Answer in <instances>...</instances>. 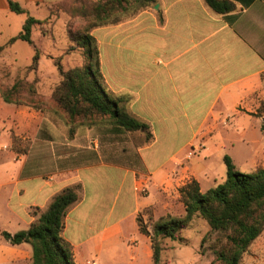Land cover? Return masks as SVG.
<instances>
[{
    "label": "crops",
    "instance_id": "obj_1",
    "mask_svg": "<svg viewBox=\"0 0 264 264\" xmlns=\"http://www.w3.org/2000/svg\"><path fill=\"white\" fill-rule=\"evenodd\" d=\"M227 1L231 11L219 14L205 0H157L92 31L107 90L129 99L126 112L149 125L153 139L139 147L138 166L100 160L50 177L36 154L15 161L9 155V169L0 172V189L7 188L3 232L28 230L36 219L31 209H46L54 196L80 184L81 201L63 231L76 264H154L139 215L152 208L171 213L188 182L202 190L203 179H214L212 166L201 164L211 157V144L221 152L227 144L243 149L247 162L258 158L264 0ZM0 241V264H32L30 245ZM249 251L254 261L264 256V233Z\"/></svg>",
    "mask_w": 264,
    "mask_h": 264
},
{
    "label": "rangeland",
    "instance_id": "obj_2",
    "mask_svg": "<svg viewBox=\"0 0 264 264\" xmlns=\"http://www.w3.org/2000/svg\"><path fill=\"white\" fill-rule=\"evenodd\" d=\"M15 1L30 16L44 23L33 28L32 45L20 40L11 44L10 40L22 32L28 15L12 12L8 0H0V172L5 168L9 169V155L15 161L17 155L25 156L31 152L38 156L37 164L47 171L48 177L58 170L65 171L100 160L138 166V149L147 142V133L119 129L113 125L109 116L96 115L71 122L53 99L54 91L62 81L60 70L67 72L87 63L84 52L71 41V34L86 31L95 20V5L104 0ZM133 9L134 6L129 5L126 12L110 17L109 24L131 18L136 12ZM36 52L39 60L34 64ZM18 82L21 83L20 86L13 91L12 88ZM4 91L13 100L20 98L21 103H6L2 94ZM262 110H257L260 117ZM258 120L262 122V118ZM229 130L231 131L230 127ZM257 142L258 158L248 162L249 155L243 149L227 144L221 152L216 146L209 145L212 155L203 159L201 164L212 166L215 178L202 180V192L205 193L225 181L227 156L232 157L236 169L243 173H252L264 167V140ZM141 189L143 190V186ZM142 190L141 193L145 194L146 191ZM0 192L2 239V229H5L8 221L4 199L7 188L0 189ZM37 210L33 208L30 212L34 215L39 213ZM184 210L183 204L179 203H176L171 213H161L155 208L147 209L139 215L138 223L153 235L158 222L163 218V221L170 218L182 219L186 214ZM222 241L223 237L212 232L205 220L195 217L188 227L177 234L176 240H159V264H212L215 249ZM260 257L262 258L254 261L255 257L248 249L240 264H264V256Z\"/></svg>",
    "mask_w": 264,
    "mask_h": 264
},
{
    "label": "trees",
    "instance_id": "obj_3",
    "mask_svg": "<svg viewBox=\"0 0 264 264\" xmlns=\"http://www.w3.org/2000/svg\"><path fill=\"white\" fill-rule=\"evenodd\" d=\"M205 1L219 14L232 9L227 0ZM156 3L157 0H104L95 5V20L86 31L71 34V41L84 52L87 63L67 72L61 69L62 81L53 94L54 101L69 116L71 122L96 115L109 116L113 125L119 129L143 131L147 133V142L153 139L150 126L126 112L124 105L129 99L107 90L101 71L98 44L90 30L108 25L110 17L126 12L131 4L134 6L133 10L137 11ZM8 5L12 12L28 15L22 32L12 38L10 43L20 40L32 45L33 28L44 22L30 16L15 0H8ZM115 23L117 21L110 24ZM38 60L39 54L36 52L34 64ZM20 84L18 82L12 90L16 91ZM32 92L34 94L35 91L32 89ZM2 94L6 103H21L20 98L13 100L5 91ZM260 130L264 136V118ZM225 163L226 179L217 187L203 193L200 184L192 180L179 190L186 213L184 218L165 221L163 218L155 225L153 235L139 223L141 233L151 239L154 264L160 262L159 240H176L177 234L188 227L195 217L205 220L212 232L223 237V241L215 249L212 264H240L243 254L264 233V167L252 173H243L236 169L231 157H225ZM81 192L80 184L65 188L54 196L45 210H37L39 213L34 214L36 219L28 230L15 234L5 231L2 237L13 246L30 245L32 264H76L74 249L64 239L63 231L68 212L81 201Z\"/></svg>",
    "mask_w": 264,
    "mask_h": 264
},
{
    "label": "built area",
    "instance_id": "obj_4",
    "mask_svg": "<svg viewBox=\"0 0 264 264\" xmlns=\"http://www.w3.org/2000/svg\"><path fill=\"white\" fill-rule=\"evenodd\" d=\"M195 151V150H194ZM196 152H197V150H196ZM142 191H146L144 188H143V190ZM93 264H96V263H93Z\"/></svg>",
    "mask_w": 264,
    "mask_h": 264
}]
</instances>
